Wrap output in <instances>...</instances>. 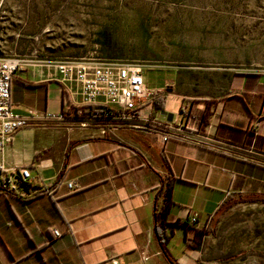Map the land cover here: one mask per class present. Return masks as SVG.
<instances>
[{"label": "crops", "instance_id": "0c3cea01", "mask_svg": "<svg viewBox=\"0 0 264 264\" xmlns=\"http://www.w3.org/2000/svg\"><path fill=\"white\" fill-rule=\"evenodd\" d=\"M60 77L52 64L34 61L10 82L11 112L33 120L10 136L0 151V168L8 175L26 168L27 183L44 190L25 197L0 193V264H215L202 260L213 234L191 248L192 230L166 228L169 238H159L154 216L168 183L170 223L216 225L219 208L230 196L244 195L246 202L264 207V89L254 88L261 79L242 82L205 112V105H196L202 101L180 96L179 109L186 106L198 119V132L212 140L203 146L163 142L158 128L145 123L169 122L160 112L167 95L174 94L169 92L172 81L152 89L162 111L150 106L147 116L141 111L131 123L82 122L69 111L83 106L78 91ZM246 94L258 98H242ZM61 112L71 118L42 119L45 113ZM181 119V113L172 114L170 121Z\"/></svg>", "mask_w": 264, "mask_h": 264}, {"label": "rangeland", "instance_id": "374dc122", "mask_svg": "<svg viewBox=\"0 0 264 264\" xmlns=\"http://www.w3.org/2000/svg\"><path fill=\"white\" fill-rule=\"evenodd\" d=\"M0 57L24 69L67 58L140 62L150 92L172 81L163 111L178 117L180 96L220 99L260 81L264 0H0ZM245 199L219 208L204 262L264 264V207Z\"/></svg>", "mask_w": 264, "mask_h": 264}, {"label": "built area", "instance_id": "2783aa9c", "mask_svg": "<svg viewBox=\"0 0 264 264\" xmlns=\"http://www.w3.org/2000/svg\"><path fill=\"white\" fill-rule=\"evenodd\" d=\"M51 64V63H50ZM54 68L60 74L62 83L72 85L78 91L77 95L81 99L83 106H97L96 110L104 112L103 117L93 115L94 118L81 119L82 122L96 121L108 119V113L111 117L108 119L113 122H128L131 123L139 119L142 109L146 105L151 106L152 97L156 95L146 88L145 71L148 70L145 65L140 62L124 60H99V59H64L53 61ZM21 69V61L16 58L0 57V151L5 144L10 141V136L20 129L26 127L32 120V117H22L14 115L10 110L9 90L10 82L13 75ZM261 85H264V73L261 74ZM143 107L137 112V109ZM109 109L106 111V109ZM188 108H182L181 115L185 119L177 121H169L164 125H159L157 122L150 123L147 120V126L158 128L162 135V141L168 139L188 142V144H199L205 146L209 140L200 134L199 126L195 116L188 113ZM67 117L64 112L52 114L45 113L42 115L44 121L63 122ZM233 153L237 154V149L232 146ZM227 151L226 149L224 150ZM1 170V168H0ZM7 178L3 176L2 170L0 181L2 187L12 189L14 193L20 197L28 196L29 194L18 188L15 182V177L18 176L20 182H27L30 179L26 168L12 169ZM74 182L66 184L68 189H72ZM44 190L38 188L36 192ZM22 192V193H20ZM195 222V218L191 219ZM53 234L58 236L59 233L53 230ZM111 264H116L113 260Z\"/></svg>", "mask_w": 264, "mask_h": 264}, {"label": "trees", "instance_id": "16d2710c", "mask_svg": "<svg viewBox=\"0 0 264 264\" xmlns=\"http://www.w3.org/2000/svg\"><path fill=\"white\" fill-rule=\"evenodd\" d=\"M12 80V78H11ZM22 81V80H21ZM23 82V81H22ZM23 84L27 85V86H31L33 84L29 83V82H23ZM242 96H236L235 98L237 100H242L241 98ZM190 101V102H194ZM197 101H202L204 102L205 108H204V112L209 110V106L214 104L217 100L215 99H198ZM152 109L155 111H162L163 105L161 100L159 99L158 96H154L151 99L150 102ZM97 106H79V107H71L69 109V111H71L72 115H74L77 119L81 120V119H87V118H94L93 115H98L99 119L100 117H103L104 112H99L98 110H96ZM143 107H140L137 109V112H139L140 109H142ZM106 109V108H105ZM109 109H106V111H108ZM182 111V107L180 108L179 113H181ZM70 113V112H69ZM67 115V117L70 115H68V113H65ZM108 117H111V113H108ZM203 116H205V114H202V118ZM108 118V119H109ZM98 119V120H99ZM108 119H101V120H108ZM3 176H5V178H7V174L5 172H2ZM16 179V183L18 188H20V190L25 191L27 194H31V191L34 190V194H38L39 192H36L38 190V188L36 189L34 186H31L29 183L27 182H20L21 180L19 179L18 176L15 177ZM2 181V180H1ZM0 181V193L1 192H5V193H14L12 189L8 190V188H4L2 187V183ZM171 184L168 183L166 184V186L164 187V189L162 190V195H163V201L162 204L160 206V208L158 209V211L155 213L154 219H155V233L157 234V236L159 238L162 239H168L169 235L165 234V230L166 228H170L171 231H173L174 228H183L185 230V232L189 231V230H193V237H192V247L191 248H198L201 246L202 243V239L204 236L207 235H212L213 233L216 232V228L214 226H212L211 228H207V227H203V228H195L192 227L191 225H189V223H181L179 221H175L173 223H170L167 221V216L169 215V209L171 204ZM17 195V194H16ZM242 202H245L242 201Z\"/></svg>", "mask_w": 264, "mask_h": 264}, {"label": "water", "instance_id": "95a60500", "mask_svg": "<svg viewBox=\"0 0 264 264\" xmlns=\"http://www.w3.org/2000/svg\"><path fill=\"white\" fill-rule=\"evenodd\" d=\"M160 113H161V115H163V116L166 117L167 121H170L171 120V118H172V114L171 113H167L165 111H162ZM0 175H1V170H0Z\"/></svg>", "mask_w": 264, "mask_h": 264}]
</instances>
